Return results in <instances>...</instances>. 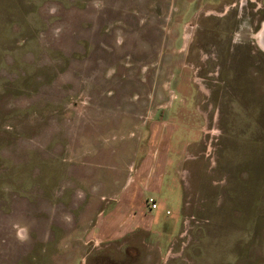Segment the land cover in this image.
Masks as SVG:
<instances>
[{
  "label": "rangeland",
  "instance_id": "obj_1",
  "mask_svg": "<svg viewBox=\"0 0 264 264\" xmlns=\"http://www.w3.org/2000/svg\"><path fill=\"white\" fill-rule=\"evenodd\" d=\"M193 14L0 0V264H264V52L219 54L234 25ZM166 149L164 197L142 163ZM134 185L136 210L178 219L105 236Z\"/></svg>",
  "mask_w": 264,
  "mask_h": 264
},
{
  "label": "crops",
  "instance_id": "obj_2",
  "mask_svg": "<svg viewBox=\"0 0 264 264\" xmlns=\"http://www.w3.org/2000/svg\"><path fill=\"white\" fill-rule=\"evenodd\" d=\"M180 7H193L194 17L201 19L207 18L208 22H225L232 23L233 29L225 31L224 42L219 50V54L230 56L234 53V46L237 39H254L259 49L264 52V0H176ZM196 19V20H197ZM256 26V28H254ZM171 149H166L164 162H143L142 168L147 170L150 167L156 166L157 172L151 180V185L148 187L149 192L163 194L170 192L169 189L177 190L174 180V173L169 170L170 167H175L177 162H173L169 158ZM178 166V165H177ZM135 185L128 188L115 208H112L107 213V220H103V230L105 236L108 234H117L118 237L126 236L129 233L138 231L143 218L149 217L153 226V230L159 228L165 229L170 227L172 220L178 219V213L171 215L169 209L166 211L158 210L153 213L152 210L140 211L134 208L131 201L135 198ZM177 192V191H176ZM162 196V195H161ZM162 199V198H161ZM178 199V194L175 196ZM166 197V201H167ZM163 203V202H162ZM161 207V206H160ZM159 207V208H160ZM164 208V207H163ZM158 209V208H157ZM171 215V217H168ZM141 226V227H138ZM118 227H121L120 229ZM101 240H104L102 238Z\"/></svg>",
  "mask_w": 264,
  "mask_h": 264
},
{
  "label": "built area",
  "instance_id": "obj_3",
  "mask_svg": "<svg viewBox=\"0 0 264 264\" xmlns=\"http://www.w3.org/2000/svg\"><path fill=\"white\" fill-rule=\"evenodd\" d=\"M146 202H147V206L150 210H155L158 208V201L155 197L153 196H149L147 199H146Z\"/></svg>",
  "mask_w": 264,
  "mask_h": 264
}]
</instances>
